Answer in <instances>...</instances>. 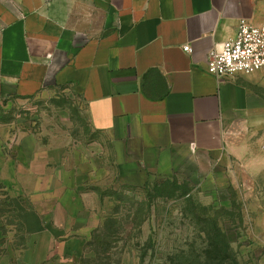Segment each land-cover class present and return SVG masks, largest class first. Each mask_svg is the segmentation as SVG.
I'll list each match as a JSON object with an SVG mask.
<instances>
[{
	"label": "crops",
	"instance_id": "obj_1",
	"mask_svg": "<svg viewBox=\"0 0 264 264\" xmlns=\"http://www.w3.org/2000/svg\"><path fill=\"white\" fill-rule=\"evenodd\" d=\"M240 19L264 26V0H0V99L73 92L89 130L77 146L0 135V264L90 258L109 188L184 171L239 193L264 172L246 156L264 69L206 67Z\"/></svg>",
	"mask_w": 264,
	"mask_h": 264
},
{
	"label": "rangeland",
	"instance_id": "obj_2",
	"mask_svg": "<svg viewBox=\"0 0 264 264\" xmlns=\"http://www.w3.org/2000/svg\"><path fill=\"white\" fill-rule=\"evenodd\" d=\"M28 134L48 143L66 139L71 146L87 141L78 96L57 90L0 99V135ZM246 140V156L259 153L255 166L261 167L264 124ZM253 173L239 193L184 171L141 188L107 189L104 224L81 264H264V213L257 212L264 203V172Z\"/></svg>",
	"mask_w": 264,
	"mask_h": 264
},
{
	"label": "built area",
	"instance_id": "obj_3",
	"mask_svg": "<svg viewBox=\"0 0 264 264\" xmlns=\"http://www.w3.org/2000/svg\"><path fill=\"white\" fill-rule=\"evenodd\" d=\"M183 49L186 52L191 50L189 44ZM206 67L218 81L264 69V26L240 19L236 36L208 52Z\"/></svg>",
	"mask_w": 264,
	"mask_h": 264
},
{
	"label": "trees",
	"instance_id": "obj_4",
	"mask_svg": "<svg viewBox=\"0 0 264 264\" xmlns=\"http://www.w3.org/2000/svg\"><path fill=\"white\" fill-rule=\"evenodd\" d=\"M229 251H230L229 243L226 241V243L224 245V254L230 258Z\"/></svg>",
	"mask_w": 264,
	"mask_h": 264
}]
</instances>
